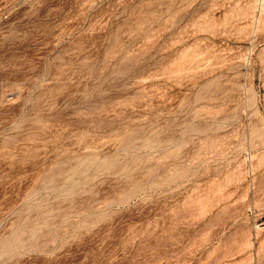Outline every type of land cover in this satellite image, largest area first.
Wrapping results in <instances>:
<instances>
[{
  "label": "rangeland",
  "instance_id": "374dc122",
  "mask_svg": "<svg viewBox=\"0 0 264 264\" xmlns=\"http://www.w3.org/2000/svg\"><path fill=\"white\" fill-rule=\"evenodd\" d=\"M0 264H264V0H0Z\"/></svg>",
  "mask_w": 264,
  "mask_h": 264
}]
</instances>
